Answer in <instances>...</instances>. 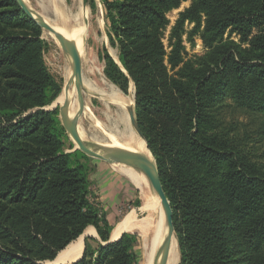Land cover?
<instances>
[{
  "label": "trees",
  "instance_id": "trees-1",
  "mask_svg": "<svg viewBox=\"0 0 264 264\" xmlns=\"http://www.w3.org/2000/svg\"><path fill=\"white\" fill-rule=\"evenodd\" d=\"M186 1L101 0L121 63L104 48V73L124 92L134 83L180 264H264V164L225 122L231 100L264 124V0H191L166 44L168 15ZM185 36L200 37L205 54L187 58ZM46 45L16 0H0V264L53 261L90 225L99 238L69 264H140L137 234L110 241L114 225L93 196L90 157L67 151L59 110L47 109L62 84Z\"/></svg>",
  "mask_w": 264,
  "mask_h": 264
},
{
  "label": "rangeland",
  "instance_id": "rangeland-1",
  "mask_svg": "<svg viewBox=\"0 0 264 264\" xmlns=\"http://www.w3.org/2000/svg\"><path fill=\"white\" fill-rule=\"evenodd\" d=\"M25 1L35 12L39 13L50 23L58 24L68 30L78 29L85 34L86 37L84 36V40H83L84 42L83 55L81 56L83 74L86 76V78L88 79L90 78L89 80L94 81L100 85H103L102 78L106 77L104 73L105 61L101 58L100 52L103 51L104 48H107L109 53L115 58L114 52L116 51L117 58L115 59L117 61H119V55H118V49L111 46L109 42V38L107 35V21L105 18L104 8L101 3V0H95L97 4V8L95 9H93L90 5L91 0H89L88 4L84 6L85 9L88 10L89 12V17L88 16L85 17L83 14H82L83 16L78 15L79 10L78 7L75 5V0H59V1L58 0H25ZM190 3L191 0L186 1L181 5L179 9H175L169 13L168 16L170 18L171 24L169 25L166 31V35L164 39L166 44H168V36L170 33V28L175 23V20L177 19L179 12L184 10L186 7H188ZM89 6L91 8H89ZM105 34L106 36H103V38H101L102 35ZM43 38L47 41V45L44 52L46 63L54 78L62 84V92H63L65 86V72L68 67L73 69L72 60L65 54L59 41L55 38L54 35H52L46 30H43ZM184 39H185L186 49L188 52L187 58H195L205 54L206 49L200 37H196L195 42L193 44L187 40L186 36L184 37ZM88 53L90 56L88 55ZM66 60L68 61V63ZM131 83L134 85L133 82ZM131 83L129 85L128 92L123 91V93L127 96L129 95L131 96L130 94ZM83 89L85 93L84 94L85 110L79 120V131L81 132L83 131L82 133L84 136L83 138L84 141H86L92 147L97 146V148H100L104 145V143H107L105 133L106 131L107 132L109 131L108 127L111 125V122L108 116H106V113L110 111L112 115L115 116L117 115V111L119 114H121L122 111L120 112L119 110H117V107L114 105H110L109 108V106H107V103L97 93L92 92L86 84H84ZM134 94H135V86H134ZM59 96L47 109L50 110L58 109L59 117H60V105L62 102L60 104L56 103ZM226 103L227 106L225 108L226 111L225 122L231 131V135L235 136L236 139L239 140L244 145L245 148L251 151L255 159H257L260 163L264 164L263 118L248 110L237 107L231 100H228ZM134 107H135V102L127 108L126 112L128 113V116H129V110L131 108L134 109ZM130 125H131V121H130ZM66 134L69 137V143L70 142L73 143L75 147V143L73 142L72 138L68 135L67 132ZM69 143L67 144V151L72 150L69 148L70 147ZM100 152L103 153L102 150H100ZM154 160L156 161L155 157ZM89 163H90V167L92 168L93 174L98 173L97 172L99 169L98 164H101L104 167V169L102 168L103 170H105L103 171L104 175L107 174L105 175V178L108 179L107 180L108 183L102 185L101 186L102 188L100 187L101 189L98 188V192L99 193L101 192L104 195L105 193L104 191L107 188L106 189V191H108L107 195H109L110 197L103 198L104 200L103 203L106 205V208L102 206V209L110 213V215L108 214L107 215L111 219V222L114 225V227L124 217V215H126L131 210L135 209L140 218L144 217V212L140 210L143 203L141 197V190L138 187L132 185L130 182H128L125 191H123L124 190L123 187L121 188L120 184L118 185L117 183H114L111 179L115 175H120L116 170H113L115 169L114 167L117 168L119 167L120 164H110L106 161L96 159L93 157H90ZM103 172L101 171L100 174ZM97 175L99 177V173ZM95 181H96V185L98 186L99 185V183H97L98 179L94 178L93 182ZM93 182H92L93 196L99 198L100 195L94 193L96 186L95 187L93 186ZM149 190L151 194L153 193L152 195L155 199V202L157 203L158 201L157 193L155 192L151 184ZM126 193L128 194L129 197L126 195ZM136 199H140V206H136L135 204ZM95 201L97 200L95 199ZM131 233H135L139 236V246L137 248V251L140 257V264H143L144 262L143 239L139 233L137 232H131ZM82 235L84 237L85 235H88V233H86L85 231ZM88 238H90V236H86L85 243ZM90 243L95 245V243L91 240ZM180 261H181V255H180Z\"/></svg>",
  "mask_w": 264,
  "mask_h": 264
},
{
  "label": "bare ground",
  "instance_id": "bare-ground-1",
  "mask_svg": "<svg viewBox=\"0 0 264 264\" xmlns=\"http://www.w3.org/2000/svg\"><path fill=\"white\" fill-rule=\"evenodd\" d=\"M75 5L78 7L79 16L83 14L85 17L86 16L89 17V12L88 10L85 9L82 0H75ZM89 8L91 7L89 6ZM36 15L40 16L39 13H37ZM50 24L53 25L59 32L63 33L68 39H70L71 41H74L77 44L80 55L81 56L83 55V47H84L83 40H84L85 34L81 32V30H78V29L68 30L58 24H52V23ZM103 36H106V34L102 35L101 38H103ZM114 54H115L114 55L115 58H117L116 51L114 52ZM72 78H73V69L68 67L65 72V86H64L63 92L60 94L56 102L57 104H60L62 102L61 105L66 100L69 102L68 111H69V115L71 118H73L77 114V112L79 111V107H80L75 81L74 80L72 81ZM89 79L86 78V76L84 75V83L88 86V88L92 92L97 93L107 103V106H109V108H110V105H114L117 107V110H119L120 112L122 111L123 113V114L122 113L119 114L117 111V115L115 116L112 115L110 111L106 113V116H108L111 122V125L108 127L109 131L108 132L106 131L105 133L107 143H104V145L106 147H114V148L120 147V148L129 149L131 151L139 152V153L146 155L151 161H154V157L147 145L146 140L143 137H140L139 135L134 133V131H132L131 125H130V116H128V113L126 112L127 108L135 102L134 85L131 83V89H130L131 96L128 94L130 96L129 97L125 95L123 91L116 84H114L112 81L111 82L108 81L109 79L107 80L106 77L102 78L103 85H100ZM70 81L72 82H71L69 90H67L66 85ZM82 132L80 131L82 138H84ZM117 169L121 173H123L126 177H128L135 184V186L141 190V197H142L143 203H142L140 210L144 212V217L140 218L135 209L129 211L115 225L111 237L113 240H115V239H118L124 232L139 233L143 239V249H144L143 264H154V260L157 255V252L162 247L164 239L167 236L166 216H165L164 209L161 205V200L159 196L157 195L158 201L157 203L155 202V199L152 195L153 193L151 194L149 190L150 184H151L150 180L143 171L137 170L133 167L123 165V164H120L119 167H117ZM85 231L88 234L97 235V231L95 227L92 225L87 227ZM177 238L178 237L176 235L173 237V244L171 246L167 264H179L180 262L181 254H180V248H179ZM84 246H85L84 237L83 235H81L77 240L73 241L66 249L62 250L59 253L57 258L53 260L54 263L63 264L69 261L71 262L77 261L83 255Z\"/></svg>",
  "mask_w": 264,
  "mask_h": 264
},
{
  "label": "water",
  "instance_id": "water-1",
  "mask_svg": "<svg viewBox=\"0 0 264 264\" xmlns=\"http://www.w3.org/2000/svg\"><path fill=\"white\" fill-rule=\"evenodd\" d=\"M16 1L20 4L22 9L41 26L43 30L48 31L49 33L55 36V38L59 41L65 54L72 60V65H73L72 81L73 80L75 81L80 107L77 114L73 118H71L68 111L69 102L66 100L62 105H60V117H59L66 132L75 143V147L71 151L80 150L81 152H83L84 154L90 157L106 161L110 164H123L133 167L137 170L143 171L149 178L153 189L155 190V192L157 193V195L161 200V205L165 212L166 224H167V236L164 239L162 247L157 252V255L154 260V264H167L171 246L173 244V237L176 235V231L173 220V207L164 190L156 161L155 160L151 161L146 155L139 152L131 151L129 149L120 148V147L118 148L106 147V146L97 148V146L92 147L90 144L84 141L79 131V120L85 110V96L83 89L85 83H84L82 59L77 44L74 41L68 39L63 33L59 32L53 25H51L47 20H45V18L41 17V15L40 16L36 15L37 13L26 3L25 0H16ZM88 2L89 0H83V5L86 6ZM117 62L118 64H121L119 61ZM72 81H70L66 85L67 90H69ZM134 97H136V91ZM129 116H130L132 131H134V133H136L140 137L144 138L142 131L136 121L135 112L133 108L129 110ZM100 150H102L103 153H101ZM110 241H114L112 237ZM45 264H57V263H54V261H46Z\"/></svg>",
  "mask_w": 264,
  "mask_h": 264
},
{
  "label": "crops",
  "instance_id": "crops-1",
  "mask_svg": "<svg viewBox=\"0 0 264 264\" xmlns=\"http://www.w3.org/2000/svg\"><path fill=\"white\" fill-rule=\"evenodd\" d=\"M98 167H99V169H98V173H99V177H98V173H95V174H93V173H91V176H90V179H91V181L93 182V179L94 178H97L98 179V181H97V183H99V185L97 186L96 185V181L95 182H93V186L95 187L96 186V188H95V190H94V193L96 194H98V195H100V197L98 198L97 197V201H99V200H101V206H103L104 208H106V205L103 203V198L105 197H110L109 195H107L108 194V191H106V189H105V193H104V195L100 192H98V188L99 189H101L102 187V185H105L106 183H108L107 182V180L108 179H106L105 178V175H107V174H105L104 175V172L103 171H105V170H103L104 169V167L101 165V164H98ZM101 168V169H100ZM103 168V169H102ZM115 169H113V170H116L120 175H115V176H113L111 179H112V181L114 182V183H117L118 185L120 184V187L122 188L123 187V191H125V188H126V186L128 185V182H130L132 185H134L135 186V184L128 178V177H126L123 173H121L116 167H114ZM103 172V173H101L100 174V172ZM95 175V176H94ZM104 175V176H103ZM101 187V188H100ZM119 187V188H120ZM92 189H93V187H92ZM122 190V189H121ZM125 195V194H124ZM126 195L128 196V194L126 193ZM129 197V196H128ZM103 204V205H102ZM106 213L108 214V215H110V213H108L107 211H106ZM113 213V212H112ZM96 229V228H95ZM113 232V231H112ZM98 234V233H97ZM86 236H90V237H94V238H99V235H93V234H88V235H85L84 236V244H85V238H86ZM111 236H112V234H111ZM70 245V244H69ZM68 245V246H69ZM67 246V247H68ZM84 252V251H83ZM73 262H75V261H73ZM69 263H72L71 261H69V262H67V263H63V264H69ZM57 264H59V263H57ZM60 264H62V263H60Z\"/></svg>",
  "mask_w": 264,
  "mask_h": 264
}]
</instances>
